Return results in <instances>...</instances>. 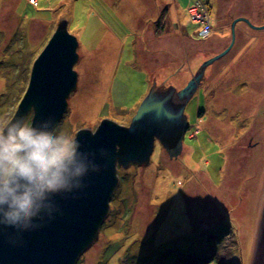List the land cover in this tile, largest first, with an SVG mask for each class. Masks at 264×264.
<instances>
[{
  "label": "rangeland",
  "instance_id": "374dc122",
  "mask_svg": "<svg viewBox=\"0 0 264 264\" xmlns=\"http://www.w3.org/2000/svg\"><path fill=\"white\" fill-rule=\"evenodd\" d=\"M62 19L79 43L78 79L56 126L73 137L103 119L127 127L154 79L179 89L231 49L185 107L181 154L169 159L155 141L147 166L117 168L107 216L76 264H262L264 0H0V124Z\"/></svg>",
  "mask_w": 264,
  "mask_h": 264
},
{
  "label": "water",
  "instance_id": "95a60500",
  "mask_svg": "<svg viewBox=\"0 0 264 264\" xmlns=\"http://www.w3.org/2000/svg\"><path fill=\"white\" fill-rule=\"evenodd\" d=\"M235 22L231 26L232 34ZM77 47L76 38L67 32V22L61 20L33 62L27 88L11 120L25 118L33 111V124L49 118L55 125L60 122L67 111L68 98L77 89V74L73 70L78 60ZM229 49L204 62L180 91L153 85L127 127L103 119L94 131L79 130L75 138L81 144V151L93 154L99 170H90L80 188L55 195L53 201L58 210L52 213V218L34 220L38 227L17 230L0 225V264H76L96 241L107 216L118 182L117 168L147 166L155 141L169 159L181 154L188 128L185 107L204 70ZM262 233L264 264V226Z\"/></svg>",
  "mask_w": 264,
  "mask_h": 264
},
{
  "label": "clouds",
  "instance_id": "9594fccd",
  "mask_svg": "<svg viewBox=\"0 0 264 264\" xmlns=\"http://www.w3.org/2000/svg\"><path fill=\"white\" fill-rule=\"evenodd\" d=\"M92 157L51 118L0 124V225L26 230L39 226L34 220L52 218L53 197L80 188L90 170H99Z\"/></svg>",
  "mask_w": 264,
  "mask_h": 264
},
{
  "label": "bare ground",
  "instance_id": "6f19581e",
  "mask_svg": "<svg viewBox=\"0 0 264 264\" xmlns=\"http://www.w3.org/2000/svg\"><path fill=\"white\" fill-rule=\"evenodd\" d=\"M189 10H190V9H189ZM190 14L193 16V15L195 14V12H194V11H193V12H190ZM62 20H63V19H62ZM60 21H61V20H60ZM60 21H59V22H60ZM59 22H58V23H59ZM58 23H57V24H58ZM56 27H57V25H56ZM156 28H157V27H156ZM161 28H162V27H161ZM67 31H68V30H67ZM162 32H163L162 30H158V31H157V30H153V31L150 32V35H152V40L154 41V43H156V44H162V43L160 42L161 39H163V38L166 39V38H167V37H164V36H163L164 34H162ZM76 40H77V38H76ZM77 43H78V40H77ZM164 43H165V42H164ZM176 43H177V42L175 41V44H176ZM168 46H169V47L171 46L170 42H169ZM78 47H79V43H78ZM78 47H77V49H76V53H77V55H78V60H77V61H79V54H78V51H77V50H78ZM197 48H198V47H197ZM230 50H231V49H230ZM230 50H229V52H230ZM198 51H199V50H197V49L194 48V52L192 53V57H191L190 60H188V63H187L188 66H189V65H190V67L192 66L191 61H192L193 58L196 56L195 54H196ZM216 56H218V55L216 54V55H214L213 57L208 58L206 61H208V60H210V59H212V58H214V57H216ZM37 57H38V56H37ZM37 57H36V58H37ZM221 58H223V56H222ZM221 58H219V59H221ZM219 59H217V60H219ZM35 60H36V59H35ZM35 60H34V61H35ZM217 60H215V61H217ZM34 61H33V62H34ZM206 61H205V62H206ZM215 61H214V62H215ZM165 62H168L167 64L172 65V63L177 62V60H176V57L171 56L169 59H166ZM214 62H213V63H214ZM76 63H77V62H76ZM76 63H75V64H76ZM203 63H204V62L199 63L200 65L198 64V65H197L196 67H194L191 71H189V72H191V76H190V78H189L188 81H187L185 84H183L182 87L179 88V89H177V88L174 87V86H167L165 82H162V83L158 84V83H157L158 79H154V78H153V79H154V80H153L154 82H152V80H151V82H152L151 87H152L153 85L158 86V87H161V89H162V88H167V87H173V88H175L176 91H180V90H182V89L188 84V82H189V81H190V80H191V79H192V78H193V77L199 72V68H200V66H201ZM213 63H212V64H213ZM75 64H74V66H75ZM32 65H33V64H32ZM74 66H73V70L76 72V70L74 69ZM156 69L159 70L158 67H157ZM206 70H207V69H206ZM206 70H204V73H203V75H202V79L200 80V83H199V85H198V87H197L195 93H194L193 96L191 97V99H192V98L194 97V95L197 93L199 87L203 84V81H204L205 79H207V71H206ZM76 74H77V72H76ZM176 74H177V73H176ZM77 79H78V75H77ZM151 87H150V89H151ZM150 89H149V90H150ZM148 92H149V91H148ZM147 94H148V93H147ZM146 96H147V95H146ZM146 96H145V97H146ZM21 99H22V98H21ZM68 99H69V98H68ZM191 99H190V100H191ZM190 100H189V101H190ZM17 108H18V105H17V107H16V110H17ZM67 109H68V108H67ZM16 110H15V111H16ZM136 111H137V109H136ZM136 111H135V113H136ZM184 111H185V110H184ZM30 112H31V113H30ZM30 112H28L27 115L30 113V114L33 116V111H30ZM135 113H134V115H135ZM184 114H185V112H184ZM27 115H26V116H27ZM134 115H133V116H134ZM32 116H31V118H32ZM133 116H132V118H133ZM185 116H186V115H185ZM132 118H131V120H132ZM186 118H187V116H186ZM131 120H130V122H131ZM187 121H188V120H187ZM96 128H97V126L95 127V129H96ZM83 129H89V128H83ZM95 129H94V130H95ZM79 130H81V129H79ZM79 130H78V131H79ZM90 130H92V129H90ZM94 130H92V131H94ZM78 131H77V132H78ZM77 132H76V133H77ZM76 133H75V135H76ZM185 133H186V132H185ZM248 134H249V133H247V132L244 133V137H246V136L249 137V138L246 137V140H247V143L249 142L248 145L251 146V145L253 144V138L251 137V135H248ZM75 135H74V137H75ZM242 137H243V136H242ZM242 139H243V138H242ZM242 139H241V140H242ZM263 226H264V225L260 226V228H262ZM91 246H92V244L90 245V247H91ZM90 247H89V248H90ZM89 248H88V249H89ZM88 249H87V250H88ZM87 250H86V251H87ZM86 251H85V252H86ZM85 252H84V253H85ZM84 253L81 254L80 258L83 256Z\"/></svg>",
  "mask_w": 264,
  "mask_h": 264
},
{
  "label": "trees",
  "instance_id": "16d2710c",
  "mask_svg": "<svg viewBox=\"0 0 264 264\" xmlns=\"http://www.w3.org/2000/svg\"><path fill=\"white\" fill-rule=\"evenodd\" d=\"M211 9H210V7H209V11H210Z\"/></svg>",
  "mask_w": 264,
  "mask_h": 264
}]
</instances>
